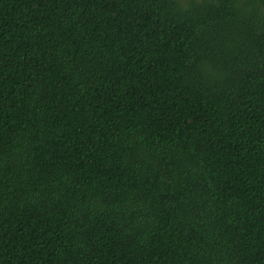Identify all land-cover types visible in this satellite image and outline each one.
<instances>
[{"label": "trees", "instance_id": "trees-1", "mask_svg": "<svg viewBox=\"0 0 264 264\" xmlns=\"http://www.w3.org/2000/svg\"><path fill=\"white\" fill-rule=\"evenodd\" d=\"M0 264H264V0H0Z\"/></svg>", "mask_w": 264, "mask_h": 264}]
</instances>
